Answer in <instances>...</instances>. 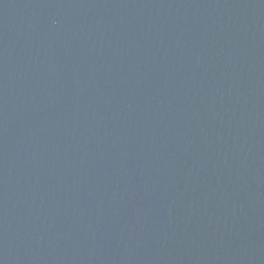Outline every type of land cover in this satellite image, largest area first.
<instances>
[{
    "label": "water",
    "instance_id": "obj_1",
    "mask_svg": "<svg viewBox=\"0 0 264 264\" xmlns=\"http://www.w3.org/2000/svg\"><path fill=\"white\" fill-rule=\"evenodd\" d=\"M0 264H264V0H0Z\"/></svg>",
    "mask_w": 264,
    "mask_h": 264
}]
</instances>
